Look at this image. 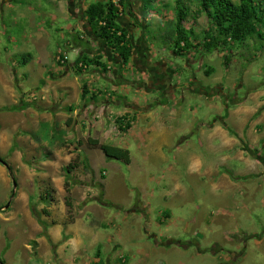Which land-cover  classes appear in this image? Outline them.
<instances>
[{"label":"crops","instance_id":"crops-1","mask_svg":"<svg viewBox=\"0 0 264 264\" xmlns=\"http://www.w3.org/2000/svg\"><path fill=\"white\" fill-rule=\"evenodd\" d=\"M94 1L89 0L82 12L78 0L68 2L69 15L77 19L76 24L67 25L68 30L70 34L87 41L88 47L82 48L69 39L65 49H59L52 55L53 70L49 78H42L43 87H39L38 91L22 90L19 100L14 103H21V100L29 103L23 110H14L19 117H13V124L19 122L20 128L23 127L28 136L32 132H39L46 123L63 127L65 116L68 121L72 119L74 127V130L68 129L67 137L62 141H55L52 150L47 151L44 157L40 149H47L49 144L41 139H34L25 146L16 143L12 150V156H18L15 161L18 168L12 171L13 176L18 170H23L22 165L25 170H28V166L38 169L31 170L32 183H24H30L29 189L18 184L24 192L26 211L33 217L36 227L38 219L30 212V203L37 176L42 181L38 194L40 210L46 208L49 211V214L42 211L41 216L45 223L44 244L31 235L28 249L43 256L46 264H51L49 261L54 259L68 261V257L69 260L80 261V264H173L174 256L182 255V251L193 244L168 230L173 222H187L192 226L200 223L206 229L216 223L219 228L226 222L246 230L245 237L236 238L239 241L235 243V239L223 233L222 239H229V243L237 246L222 258V263L219 262L264 264V254L257 256L260 262L249 260L252 246L264 248V232L254 235L250 231L252 227L247 225L264 210V144L261 146L264 142V91H256L243 99H232V104L226 102L228 105L223 106V110H227L226 116H221V111L216 112L218 118L213 122L200 120L196 115L189 120L184 103L193 97L206 100L220 97L221 93L214 94L211 90L218 88L224 91L225 87L218 82L204 83L201 78L203 70L194 68L195 61L187 60L186 67L191 71L188 70L185 83L173 82L179 68L170 66L166 58L154 66V52L147 37L151 14L144 19L141 31L135 24L136 16H132L131 20L130 16L122 14L118 20L131 34L132 58L135 64L138 63L136 70H130L128 63H123L118 54H114L103 40L98 39L87 23L85 10ZM44 32H37L39 39L36 41L40 46L42 38L48 37V33ZM71 50H74L76 58L78 56L77 61H74L75 57L71 59ZM60 53L67 54L65 62L58 61ZM84 54L97 57L113 74L103 77L105 73L97 64L93 73L75 74L76 65ZM34 59L32 57L31 60ZM127 72L138 77L128 80ZM72 73L80 83L72 101L75 102L69 104L66 94H72L74 87L61 83L60 79ZM102 78L106 79L105 83L101 82ZM13 80L18 82L17 77ZM17 84L22 89L20 83ZM82 84H87L89 90L85 92ZM233 86L236 88L238 84L234 83ZM180 89L184 90L183 93L176 94ZM13 91L17 90L13 88ZM208 113L205 112L204 117ZM241 113L246 116L242 127H231L228 121ZM122 116L130 118V124L125 132L120 133L113 128V124L116 118ZM247 130L255 134L251 136V141H246L242 135V131ZM18 132L12 131V136ZM196 132L201 147L207 150L206 154L192 144ZM76 133L83 135L85 140L79 138L75 142ZM90 137L101 143L128 149L130 163L107 158L101 149L89 144ZM22 149L27 153L24 157ZM168 150H172L174 155L169 156ZM233 150L235 153L230 154ZM102 155L107 160H103V167L96 168L92 161L95 157L103 159ZM230 159L242 162L243 168L236 171L226 166V161ZM74 160L78 161V166L69 174V194L73 204L70 219L65 204L66 176L63 168L65 163ZM183 164L189 166L191 175L198 173V180L207 185V197L213 207H217L216 214L208 205L201 216L189 220L183 216L184 212L183 215L174 216V205L169 197L180 194L185 198L190 191L183 181L184 174L180 167ZM109 174L112 175L110 179ZM100 183L102 186H98ZM56 184L64 194L61 211L55 196ZM197 192L203 194L205 190L199 188ZM237 192L243 198H237ZM44 196H50L51 202L43 200ZM125 197L130 200L129 203ZM153 202H157L158 206H152ZM218 239H221V234ZM218 244L220 248L223 240ZM94 248V256L89 255ZM206 255L203 253L199 256L205 259ZM212 258L219 259L217 255ZM194 264H204V260L199 259Z\"/></svg>","mask_w":264,"mask_h":264},{"label":"rangeland","instance_id":"rangeland-1","mask_svg":"<svg viewBox=\"0 0 264 264\" xmlns=\"http://www.w3.org/2000/svg\"><path fill=\"white\" fill-rule=\"evenodd\" d=\"M128 1L132 6L123 13V16H130L131 20H133L132 16H136L134 20L136 22L135 24H137L138 31H141L144 19L146 20L149 14L152 15L149 20L150 27L147 37L151 44L152 51L154 54L156 53L155 55L153 54L152 58L154 66H156L162 58H166L170 66L179 68V74L178 76H174L173 82L185 83V79L189 71H191L190 68L186 67L187 60L195 61L196 65L194 68L196 69L199 67L200 70H203L201 78L204 83L218 82L225 87L224 91L218 88H212V93L222 94L220 97L215 96L213 99L211 97L209 98L210 100L193 97L189 99L186 104L181 103L184 105L189 120H193V116L196 115L200 120H209L213 122L218 118L216 112L221 111V116L226 114V111L223 110V106L224 104L226 106L229 103L232 104V99H243L251 93L254 94L256 91L259 93L264 91V22L259 27V32L251 37H247L241 42H234L228 38L226 43L220 42L217 44L216 48L209 49L204 46L206 40L204 35L206 34V36H208L207 34H214L216 32V25L207 14L196 11V8L192 6V13L188 21L185 22V27L186 29L192 28L194 31L191 37V42L194 47L188 49L187 52L183 51L182 53L185 55L184 56L178 55L172 51L170 47L172 44L168 43V47L164 45L163 29L167 21L174 18L176 14L174 0H154L149 3L147 10L143 6V0ZM68 2H70V0H0V157H4L11 168L13 166V172L18 168L17 165H15L18 156H12V150L17 144L25 146L34 139L33 136H28L27 132L23 130V127L22 129L20 128L19 122L13 124V117H19V115L16 114L17 111H6L3 110V108L14 105V103L19 100L22 90L24 92H29L33 89L34 91H38L39 87L42 88L44 85L42 78H49L53 70L52 55L59 49H65L69 39L73 40L74 34H70L67 25L76 24L77 19L69 15ZM88 2L89 0H78L77 4L81 8V12ZM129 12L131 14H129ZM68 16L69 18L67 19ZM120 24H122L121 21ZM39 31L48 33L46 34L44 32L48 37L46 39L45 37L42 38V46L36 41L39 39V35L37 34ZM81 47L84 48L88 46ZM70 55L71 59L76 56L74 50H71ZM32 57L35 59L31 60ZM83 57L91 59L90 64L92 66L89 65L90 68L89 66H83L82 71H75V74L82 75L93 73L92 70L97 63H92V60H97L101 64V71L105 73L102 74L103 77L108 76V74H113L109 72L110 69L107 67H102V63L97 57H91L85 54ZM77 58L75 57L74 61H77ZM39 59H41V61ZM58 61L60 62V60ZM137 64H135L131 57L128 62L130 70H136ZM138 67H142V65ZM130 72L126 74L128 80H134L138 77L137 75L134 77ZM15 77H17L18 82L13 80ZM60 81L61 83L73 85L72 87H74V89L72 90V94H66V99L69 101V104H73L75 102L72 101L75 98L77 84L80 83V81L76 79V75L73 73L65 78H61ZM101 82L105 83L106 79L102 78ZM17 83H20L22 89ZM234 83L238 84L236 88L233 86ZM13 88L17 91L14 92ZM82 88L86 91L89 90L87 84H82ZM183 91L184 90L180 89L176 94L180 95ZM203 101L204 103H202ZM226 102L228 104H226ZM194 111H196V113ZM205 112H209L206 117H204ZM67 119L68 117L65 116L63 127L61 125L53 126L50 123H46L41 127L38 137L49 144L47 149H40V153H42L43 157L46 155L47 151L52 150L55 141H62L67 137L66 133H68V129L71 128V130H74L72 122L71 125H68ZM245 120V114L241 113L237 115V117H233L229 120L228 124L233 128H240L243 125L242 121L244 123ZM14 130H19L16 136H12V131ZM242 135L246 141H251V136L255 134L247 130L245 132L242 131ZM18 136H20V138ZM79 138L83 141L85 140L83 135L76 133L75 142H78ZM192 144H196V147L199 148L198 151L205 154L207 153V150L201 147V141L197 132L193 134ZM263 144L264 142L261 146H263ZM22 152L25 153L23 157L26 156L27 153L25 149H22ZM232 153L234 154L235 150L230 154ZM168 155L173 156V151L168 150ZM103 160L107 159H105V157H103V159L95 157L92 164L96 168H101L104 166ZM23 161L25 162V159ZM65 165L67 164L65 163ZM225 165L232 167V169L236 171L239 168H243V163L235 159L226 161ZM21 167L23 170L17 171L16 176H14L16 181H14L8 168L5 164L0 162V207H2L0 209V258L5 264H46L47 262L43 256H40V254L34 250L28 249V244L30 243L28 239L34 235L40 244H44L45 242L43 239L45 227L44 221L41 219L42 210H40L41 206L39 205L41 200L38 196L41 187L40 183L42 181L39 176L35 177L36 187L33 191V196H31L32 202L30 203L31 207L35 208L37 211V215H34L32 208L30 209L34 218L38 219L36 227L34 221H32L33 217H30L26 211L24 192L19 185L23 184V188L29 189L30 183L27 185L24 183L25 181L32 183L31 170L32 168H35V170L38 169L35 166H28V170H25V166L23 165ZM180 167L184 174L183 181L188 185L190 191L185 198L180 194L169 197L171 204L174 205V216L183 215L184 212L183 216L187 217L189 220L192 217L201 216L206 210L204 208L208 205L210 210L214 211L216 214L217 207H213L211 200L207 197V185H204V182L198 180L200 179L199 174L196 173L191 175L188 165L183 164ZM221 169L223 170L224 167ZM79 172L81 173L82 170L79 169ZM111 177L112 175L109 174V179ZM56 187L57 194L55 196L59 211H61L64 194L58 184H56ZM199 188H203L205 192L203 194H198L197 190ZM262 193L264 194V191ZM237 198H243L240 192H237ZM125 199L128 203L130 202L127 197H125ZM152 206L157 207L158 203L153 202ZM199 207H202V209H198ZM54 217L56 218L55 214ZM230 225L231 224L225 222L221 224V228H218L219 224L216 223L206 229L202 228L200 223L192 226L191 224L188 225L187 222H173L168 230L177 233L182 240L193 243L190 245L189 249L182 251V255L174 256L173 264H180L181 262H183V264H194L199 259L204 260V264H221L222 258L228 256L231 250L234 251L237 246L229 243V239H222L223 233L228 235L230 239H235V243L239 241L238 239L236 240V238L241 239L245 237L244 231L246 230ZM247 225L250 228L252 227L250 231H252L254 235H256V233H263L264 210L261 211L259 215L254 216V221L251 224L247 222ZM217 234H221V239H218ZM222 240L223 244L219 248L218 243H221ZM252 247L253 252L251 253L252 255L249 254V260L260 262L259 259L257 260V258H259L257 256L264 254V248L257 249L255 245ZM198 249L201 251L199 252ZM95 251L96 248L90 250L89 255L94 256ZM203 253H207L205 259L199 256L203 255ZM215 255H217L219 259H216L217 257L212 258ZM67 259L68 261L54 259L50 260L49 263L58 264L59 262H64L65 264H80V261L73 259H70V261L69 257Z\"/></svg>","mask_w":264,"mask_h":264},{"label":"trees","instance_id":"trees-1","mask_svg":"<svg viewBox=\"0 0 264 264\" xmlns=\"http://www.w3.org/2000/svg\"><path fill=\"white\" fill-rule=\"evenodd\" d=\"M154 0H143V6L147 10L149 3ZM176 14L175 17L168 20L163 29L164 45L168 47V43L172 44L171 49L178 55H184L183 51L193 48L194 45L191 42L193 29H186L185 22L188 21L192 13V6L196 8V11L205 13L212 19L216 25V32L214 34H206V40L204 46L212 49L216 48L220 42L226 43L227 39L234 42H241L247 37L253 36L259 32V27L264 22V2L263 0H174ZM119 5V6H118ZM132 4L128 0H119L117 4L114 0L94 1L91 2L85 10V15L88 20L93 34L100 40H103L107 47L114 53L118 54L123 63H128L132 57V42L131 34L128 30L122 27L119 23L121 15L131 7ZM208 40V41H207ZM73 41L79 46H86L87 41L80 38V36H74ZM185 56V55H184ZM82 63V66L79 63ZM96 62L97 65H101L97 60H92V63ZM91 59L83 57L78 61L76 65V71L81 72L83 65H91ZM102 67H106L102 65ZM86 92V90H85ZM29 103L21 100V103L6 106L3 110L14 111L23 110L28 107ZM227 112V110H226ZM226 114L223 116L225 117ZM72 119L69 118L67 122L70 125ZM44 125V124H43ZM39 132L30 133L33 139H41L38 137ZM64 142V141H63ZM88 142L91 146L97 147L102 150L107 158L117 159L124 163H130V152L128 149L101 143L98 139L89 138ZM2 163L12 174L11 166L6 162L4 157H0ZM78 166V161L74 160L64 166L65 172V204L68 207V218L72 219V200L70 196V181L69 174L74 171ZM14 181L15 177L12 174ZM102 186V184H98ZM49 195V194H48ZM103 192L100 190V197ZM43 200L51 202L50 196H44ZM2 207H0L1 209ZM34 215H37L35 208H32ZM43 213L49 214L48 209L43 208ZM45 224V223H44ZM0 263L5 262L0 258Z\"/></svg>","mask_w":264,"mask_h":264},{"label":"built area","instance_id":"built-area-1","mask_svg":"<svg viewBox=\"0 0 264 264\" xmlns=\"http://www.w3.org/2000/svg\"><path fill=\"white\" fill-rule=\"evenodd\" d=\"M114 2H116L117 4L119 3V0H114ZM119 6V5H118ZM68 59L67 54L65 53H60L58 56V60H60L61 62H65V60ZM80 66H82V63H79ZM83 66H87V65H83ZM130 124V118H126V117H118L116 118V120L114 121L113 124V128L117 131H119L120 133H123L126 131V129L128 128Z\"/></svg>","mask_w":264,"mask_h":264},{"label":"water","instance_id":"water-1","mask_svg":"<svg viewBox=\"0 0 264 264\" xmlns=\"http://www.w3.org/2000/svg\"><path fill=\"white\" fill-rule=\"evenodd\" d=\"M0 162H3L1 158H0Z\"/></svg>","mask_w":264,"mask_h":264},{"label":"flooded vegetation","instance_id":"flooded-vegetation-1","mask_svg":"<svg viewBox=\"0 0 264 264\" xmlns=\"http://www.w3.org/2000/svg\"><path fill=\"white\" fill-rule=\"evenodd\" d=\"M172 91V90H171Z\"/></svg>","mask_w":264,"mask_h":264}]
</instances>
